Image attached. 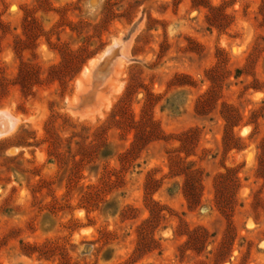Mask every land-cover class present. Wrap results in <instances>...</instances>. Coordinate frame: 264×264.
Wrapping results in <instances>:
<instances>
[{"label":"rangeland","instance_id":"374dc122","mask_svg":"<svg viewBox=\"0 0 264 264\" xmlns=\"http://www.w3.org/2000/svg\"><path fill=\"white\" fill-rule=\"evenodd\" d=\"M0 110V264H264V0H0Z\"/></svg>","mask_w":264,"mask_h":264},{"label":"bare ground","instance_id":"6f19581e","mask_svg":"<svg viewBox=\"0 0 264 264\" xmlns=\"http://www.w3.org/2000/svg\"><path fill=\"white\" fill-rule=\"evenodd\" d=\"M110 46H114L115 47V52L117 51L116 53L118 54L119 57H121L123 59L126 57V55H125L126 53L125 54L118 53V50L121 47L120 44H117V43L115 44V43L112 42V44L109 45V47ZM109 47L106 48L101 53V55H99L98 58H97L98 64L100 63L102 65V66L100 65V67H102L101 70L103 72H106L108 70V67L111 68L113 57H110V56L115 54V53H109V54L106 55L107 49H109ZM124 52H126V51L124 50ZM86 70H88L87 67H84L82 73H84ZM17 121H18V119L15 116H13L10 113H8V111L0 110V136H2V135L5 136V134H8L10 131L12 132V129L14 128L15 124L17 123Z\"/></svg>","mask_w":264,"mask_h":264},{"label":"trees","instance_id":"16d2710c","mask_svg":"<svg viewBox=\"0 0 264 264\" xmlns=\"http://www.w3.org/2000/svg\"><path fill=\"white\" fill-rule=\"evenodd\" d=\"M226 108H227L228 113H229L228 114L229 115L228 116V120L231 121V119H234L237 114L232 109V107L228 106ZM122 110H124V109H122ZM154 125H155V123L152 120H150V128H149V130H142L141 132L137 131V130L135 131V137H134L135 141H134L133 144H131V147L129 148V153H130V151L132 152L133 150H135L136 142H137V140L139 138V137H137L138 135H140L141 138H144L146 143L153 139V137H154L153 133L156 130V127ZM231 125H233V124L231 123ZM129 153H127V154H129ZM192 189L194 191V188H192Z\"/></svg>","mask_w":264,"mask_h":264},{"label":"water","instance_id":"95a60500","mask_svg":"<svg viewBox=\"0 0 264 264\" xmlns=\"http://www.w3.org/2000/svg\"><path fill=\"white\" fill-rule=\"evenodd\" d=\"M109 53H115V47L114 46H110L109 49H107L106 55Z\"/></svg>","mask_w":264,"mask_h":264}]
</instances>
